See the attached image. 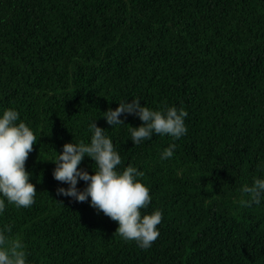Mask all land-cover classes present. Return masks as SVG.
<instances>
[{"label": "trees", "instance_id": "16d2710c", "mask_svg": "<svg viewBox=\"0 0 264 264\" xmlns=\"http://www.w3.org/2000/svg\"><path fill=\"white\" fill-rule=\"evenodd\" d=\"M132 98L183 107L187 134L134 145L138 117L113 127L102 117ZM5 108L37 137L25 162L35 202L0 215L29 264H264V200L239 204L242 186L264 176V0H0ZM93 120L120 167L144 173L152 199L141 214L163 211L147 250L90 198L57 194L67 185L52 176L55 151L88 143ZM78 167L96 170L88 157Z\"/></svg>", "mask_w": 264, "mask_h": 264}, {"label": "clouds", "instance_id": "9594fccd", "mask_svg": "<svg viewBox=\"0 0 264 264\" xmlns=\"http://www.w3.org/2000/svg\"><path fill=\"white\" fill-rule=\"evenodd\" d=\"M139 98L118 102L114 110L109 108L102 117L111 127L125 124V114L138 117L140 126L128 128L134 145H140L154 135L169 136L178 140L187 134L185 118L187 111L181 107L164 105L157 109L141 106ZM91 121L88 125L90 141L69 142L55 151V167L52 176L56 181L67 185L57 188V194L69 197L76 202L90 198V206L117 222L118 234L124 241L135 242L142 249L151 248L159 236L158 225L163 219V211L153 210L141 214L151 203L150 189L141 179L144 173L129 164L121 168V156L114 147L113 140L106 130ZM37 137L32 128L22 119L14 108L0 111V215L7 205L16 208H29L35 202L36 188L30 182L31 173L25 170V162ZM175 143L165 148L160 158L173 156ZM88 157L96 165L94 174L78 167ZM264 170V169H262ZM79 181L86 187L78 189ZM239 204L249 207L264 200V176L254 178L251 185L245 184L240 190ZM10 226L0 227V264H29L25 246L19 239H9Z\"/></svg>", "mask_w": 264, "mask_h": 264}]
</instances>
